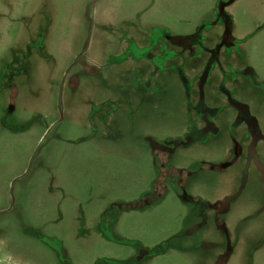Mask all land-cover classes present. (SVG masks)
Listing matches in <instances>:
<instances>
[{
    "label": "rangeland",
    "instance_id": "obj_1",
    "mask_svg": "<svg viewBox=\"0 0 264 264\" xmlns=\"http://www.w3.org/2000/svg\"><path fill=\"white\" fill-rule=\"evenodd\" d=\"M227 1L0 0V264H264V178L223 91L264 134V0L225 9L244 40L209 64L217 130L193 145L166 37L218 40Z\"/></svg>",
    "mask_w": 264,
    "mask_h": 264
},
{
    "label": "flooded vegetation",
    "instance_id": "obj_2",
    "mask_svg": "<svg viewBox=\"0 0 264 264\" xmlns=\"http://www.w3.org/2000/svg\"><path fill=\"white\" fill-rule=\"evenodd\" d=\"M234 0H229L227 2H221L219 4V11L217 13V18H220L223 22L224 28H225V35L218 40H215V36L213 32L206 35V30L214 25L213 23H204L199 28H196L194 32H191L189 34H183V35H174L172 36H166L168 39L167 41L170 42L169 46H171L172 50L170 54L173 56V59H176V62H181V66H176L175 69L177 71L178 79L180 80L181 84L184 87V93L187 105L189 107L192 106V90L196 88V96H195V106L193 109H195L196 113L199 115L200 120L202 121V126L193 128L192 131L187 133V138L190 135L189 140H187V144L193 145L196 143V141H202L204 139V135L211 131L212 133H216V126L212 120L208 118L207 115L210 117H215L217 114L216 108L210 107L206 105L204 94L202 92L203 83L206 79V74L209 67V64L215 63L218 66L219 59H220V52L224 49L226 51H229L230 48L237 47L238 43L243 42V37L236 38L232 35V31L229 30L230 27V17L225 12L226 7L228 8V5L233 3ZM157 43L161 44V41L157 40ZM154 55L151 53L149 54V57H153ZM156 57V56H154ZM158 58L164 60L167 55H160L157 56ZM191 63H200L205 64L206 67H204V71L202 74H196L195 68H191L189 71H184L187 64ZM244 69V68H243ZM242 72L243 77L245 75H257L253 68L250 66L247 67L245 70L237 71L235 69H231L230 72H225L222 70L223 74H234ZM200 75V76H199ZM237 75V74H236ZM236 75H234L236 77ZM194 80L195 86H194ZM199 87V88H198ZM226 93V97L229 101V104L231 105V108H233L238 118L247 122L249 124V134H250V142H249V161H254L253 164L257 166L259 169L260 174L264 178V168L262 167L261 163L259 162L256 153H255V145L259 139H264V134H261L258 127V122L254 115L250 112V105L243 102L241 99H234L231 94L230 90H223ZM252 157V158H251ZM156 181V178L153 176L151 179V183H154ZM183 199L187 204L191 205L193 208L192 211L195 214L202 213L201 211L204 209V203L201 200H196L195 197L191 196H183ZM151 204V202H149Z\"/></svg>",
    "mask_w": 264,
    "mask_h": 264
}]
</instances>
